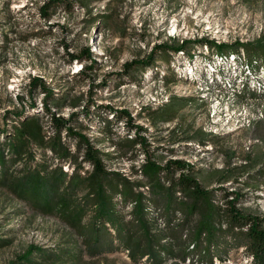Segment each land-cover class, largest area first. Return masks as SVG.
<instances>
[{
    "label": "rangeland",
    "instance_id": "374dc122",
    "mask_svg": "<svg viewBox=\"0 0 264 264\" xmlns=\"http://www.w3.org/2000/svg\"><path fill=\"white\" fill-rule=\"evenodd\" d=\"M69 1L73 5L68 8L51 0H0V142L11 134L17 114L40 115L45 134L54 136L45 103L57 100L66 104L60 110L52 106V111L65 118L76 114L74 120L85 125L79 130L92 142L98 139L96 147L110 154L105 156L109 167L146 186V178L136 170L147 156L162 164L183 159L210 184L216 204L227 207V192L229 198L240 196L236 204L244 213L264 218V73L257 76L258 82L254 76L241 82L236 56L225 65V70L229 65L233 69L226 75L217 69V56L202 59L199 48L191 61L186 53L172 56L173 70L162 62L160 48L154 54L155 66L144 69L136 64L164 43L205 39L236 45L237 40H256L264 35V0ZM44 8L53 12L51 19L42 14ZM87 46L98 63L81 74L91 61L72 60L70 54ZM173 71L178 81L165 82L162 76ZM33 77L43 82L34 84ZM250 80L256 82L250 84L253 90L240 96L243 83ZM44 84L53 94L43 92ZM176 97L184 99H178L182 104L173 118L156 124L170 107L162 104ZM87 110L92 119L85 117ZM116 112L130 115L132 124L142 127L133 132L146 138L144 144L123 141L126 120L116 123ZM72 126L78 130L77 124ZM66 135L62 133V140L75 153L76 143ZM222 177L226 179L219 183ZM73 236L78 237L62 219L34 208L0 184V238L9 239L0 245V264H11L33 247L57 251ZM78 245L84 249L80 240ZM218 249L210 264L250 262L245 247L230 237L220 240ZM37 254L34 249V257ZM57 264L155 263L146 257L134 262L124 250L86 252L77 262ZM165 264L207 263L197 257H168Z\"/></svg>",
    "mask_w": 264,
    "mask_h": 264
},
{
    "label": "trees",
    "instance_id": "16d2710c",
    "mask_svg": "<svg viewBox=\"0 0 264 264\" xmlns=\"http://www.w3.org/2000/svg\"><path fill=\"white\" fill-rule=\"evenodd\" d=\"M51 3L64 4L68 8L73 5L69 0H51ZM82 4L87 6L85 2ZM47 8L42 14L51 19L53 12ZM155 48L147 60L136 64H142L144 69L152 68L155 66L154 54L160 48L162 62L168 65V70H173L172 56L186 53L191 61L194 58L192 52L199 48L202 59L211 61L217 56L229 60L237 55L244 69L264 73V35L253 41L237 40L236 45L200 39L183 40L176 45L164 43ZM70 55L72 60L91 61L90 65L82 66L81 74L98 63L91 46ZM162 79L167 83L178 81L174 71L164 74ZM39 82H43L41 77L32 78V83ZM246 84L240 92L242 97L252 90ZM42 90L53 94L46 84ZM178 99L184 98L176 97L168 101L170 104H162L170 107L163 115L164 119H157L156 124L173 118L182 104ZM50 104L46 102L45 109L51 113L54 136L45 134L40 115L27 118L16 115L18 119L11 134L0 142V184L34 208L62 219L75 231L78 239L70 237L52 252L33 247L11 264L74 263L86 252L101 254L124 250H128V255L137 263L144 257L155 264H165L168 257L183 261L197 257L210 264L219 250L220 240L226 237L245 247L249 264H264V218L244 213L236 204L240 196L229 198V193L225 192L227 207L218 205L214 192L208 188L210 184H205L194 165L183 159H170L162 164L151 155L136 170L138 175L146 178V188L141 181L107 165L105 156L110 154L96 147L98 139L92 142L79 130L85 125L74 120L76 114L69 118L56 116L52 106L60 110L66 103L55 100ZM117 113H113V117ZM85 117L92 119L88 110ZM119 119H125L127 125L123 141L133 146L144 144L146 138L133 132L142 127L132 124L130 115H117L116 123ZM72 124H77L78 130ZM63 132L75 141V153L63 142ZM64 165L72 167V171L67 172ZM225 179L222 177L219 183ZM79 240L84 249L79 247ZM8 243L9 239L0 238L1 246ZM34 249L39 251L35 257L41 261L35 259Z\"/></svg>",
    "mask_w": 264,
    "mask_h": 264
},
{
    "label": "built area",
    "instance_id": "2783aa9c",
    "mask_svg": "<svg viewBox=\"0 0 264 264\" xmlns=\"http://www.w3.org/2000/svg\"><path fill=\"white\" fill-rule=\"evenodd\" d=\"M236 56V58H237V61H235V62H237V64H239V65H236V66H238L237 68H239V70L241 71V73L243 72V74H240L239 75V80L241 81V82H243V77H245L246 78V81H248L251 77H253L255 80H256V82H258V79H256L257 78V76L259 75V74H256V73H254L253 71H251L250 69H248V68H246V69H244L243 68V66L242 65H240V63H239V60H238V56L237 55H233V56H231V58H233V57H235ZM231 58L229 59V60H226V59H223V58H221V57H218V60H217V62H218V67H217V69H219V72L221 73V72H225L226 73V75H230V74H232L233 72V69H232V67L229 65V66H226V70H225V65L231 60ZM234 66V65H233ZM229 69V70H228ZM226 71H228V72H226ZM261 74H263V72L261 73ZM260 74V75H261ZM255 80H250L249 82H244L243 83V86H244V84L245 83H248L249 84V86H250V84L251 83H253L254 85H256V82H255ZM251 87V86H250ZM251 89L253 90V88L251 87ZM148 188V187H147ZM126 252L128 253V250H126Z\"/></svg>",
    "mask_w": 264,
    "mask_h": 264
}]
</instances>
